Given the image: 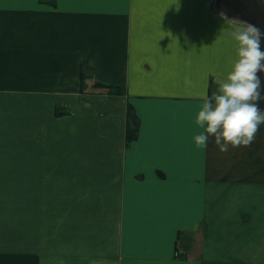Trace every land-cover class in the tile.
<instances>
[{"label": "crops", "instance_id": "crops-1", "mask_svg": "<svg viewBox=\"0 0 264 264\" xmlns=\"http://www.w3.org/2000/svg\"><path fill=\"white\" fill-rule=\"evenodd\" d=\"M215 3L0 0V264H264V125L194 141Z\"/></svg>", "mask_w": 264, "mask_h": 264}, {"label": "clouds", "instance_id": "clouds-1", "mask_svg": "<svg viewBox=\"0 0 264 264\" xmlns=\"http://www.w3.org/2000/svg\"><path fill=\"white\" fill-rule=\"evenodd\" d=\"M235 41L236 58L226 73H214L217 88L203 93L196 115L202 129L194 136L198 147L214 137L221 151L249 145L264 125V30L256 24L229 18L221 11Z\"/></svg>", "mask_w": 264, "mask_h": 264}, {"label": "flooded vegetation", "instance_id": "flooded-vegetation-1", "mask_svg": "<svg viewBox=\"0 0 264 264\" xmlns=\"http://www.w3.org/2000/svg\"><path fill=\"white\" fill-rule=\"evenodd\" d=\"M240 3H242L244 8L250 12V16L254 20L253 24H256L260 27L261 24L264 23V13L262 11H259V9L257 8V5H261L260 0H216L215 5L218 10L220 9V7H222L224 11L225 9L227 10L226 12L236 13L234 9ZM247 17L244 13L240 14V18L245 19L244 21L250 20L247 19Z\"/></svg>", "mask_w": 264, "mask_h": 264}, {"label": "water", "instance_id": "water-1", "mask_svg": "<svg viewBox=\"0 0 264 264\" xmlns=\"http://www.w3.org/2000/svg\"><path fill=\"white\" fill-rule=\"evenodd\" d=\"M260 1H261V5H259V6L257 5V8L259 9V11H262L264 13V0H260ZM232 7H235V6H232ZM219 10L223 11V12L227 11L226 9L224 11V9H222V7H220ZM234 10L236 12L234 14L229 13V12H227V13L231 14L232 16L235 15V18H239L240 20H245V19L240 18V14L244 13L246 15V17L248 16L247 19H250L249 21L247 20V22L254 23V20L250 16V12L244 8L242 3L237 5ZM260 27L262 30H264V23H262ZM261 48H262V50H264V42H262ZM259 103H260L261 108L264 109V100L260 101Z\"/></svg>", "mask_w": 264, "mask_h": 264}, {"label": "trees", "instance_id": "trees-1", "mask_svg": "<svg viewBox=\"0 0 264 264\" xmlns=\"http://www.w3.org/2000/svg\"><path fill=\"white\" fill-rule=\"evenodd\" d=\"M134 130H135V129L133 128V129H131V130L128 132V134H127L128 139H131V138L134 136V133H135Z\"/></svg>", "mask_w": 264, "mask_h": 264}]
</instances>
